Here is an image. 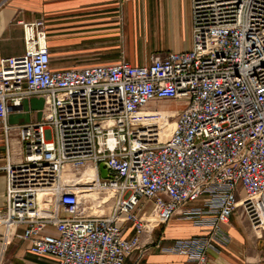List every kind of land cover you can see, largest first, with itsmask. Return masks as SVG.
<instances>
[{
  "label": "built area",
  "instance_id": "1",
  "mask_svg": "<svg viewBox=\"0 0 264 264\" xmlns=\"http://www.w3.org/2000/svg\"><path fill=\"white\" fill-rule=\"evenodd\" d=\"M191 20L190 50L143 66L68 69L50 66L44 19L21 22L24 53L0 57V131L7 143L16 130L22 155L0 166V226L23 225L15 237L30 242L31 254L123 264L142 234L178 218L203 233L163 250L209 264L235 209L264 230V0H191ZM31 96L43 98L41 118L9 125V105ZM179 99L185 106L168 137L140 143L137 113ZM103 161L109 178L100 176ZM88 166L93 174L78 177ZM87 192L107 194L109 212L98 213L105 202ZM128 222L134 232L125 237ZM47 226L57 234L42 233Z\"/></svg>",
  "mask_w": 264,
  "mask_h": 264
},
{
  "label": "crops",
  "instance_id": "2",
  "mask_svg": "<svg viewBox=\"0 0 264 264\" xmlns=\"http://www.w3.org/2000/svg\"><path fill=\"white\" fill-rule=\"evenodd\" d=\"M40 17L44 19L52 69L109 65L121 60L143 66L152 56L164 57L192 47L191 0H0V57L22 55L21 22ZM42 108V97L25 98L20 107L9 105L6 122L16 126L39 120ZM8 154L14 163L22 159L16 130L7 143L0 131V166ZM6 183L7 174L0 169V210L6 204ZM124 225V236L130 237L134 228L129 222ZM23 229L20 225L6 232L0 226V264H56L52 256L36 257L29 252L30 242L15 237ZM49 229L55 231L51 226ZM202 233L191 220L173 218L142 234L140 247L123 264H185L184 256L163 248ZM226 234V244L216 243L218 251L207 252L209 264H264V230L252 229L239 208L231 214Z\"/></svg>",
  "mask_w": 264,
  "mask_h": 264
},
{
  "label": "rangeland",
  "instance_id": "3",
  "mask_svg": "<svg viewBox=\"0 0 264 264\" xmlns=\"http://www.w3.org/2000/svg\"><path fill=\"white\" fill-rule=\"evenodd\" d=\"M184 104V99L174 100L172 104H168L166 101H159L140 110V112H138L135 116L134 120L137 123L135 124V126L137 127V129L135 130V135H137L138 141L144 144L148 142L157 143L164 141L170 133V124L175 117L174 115L179 111V109L171 110L170 107H178L181 109L185 106ZM81 174H84L83 170H81L77 174L78 177H80ZM88 196H93L92 198H94L95 203H98L100 200H103V202H105L102 203L99 208H97L99 209L98 213L107 214L109 212L110 206L112 204V199L106 197L107 194L102 193L96 195L95 193H92ZM87 202L89 201L87 200ZM42 233H50L52 235L57 234L55 231L50 230L49 226L45 230H43Z\"/></svg>",
  "mask_w": 264,
  "mask_h": 264
},
{
  "label": "water",
  "instance_id": "4",
  "mask_svg": "<svg viewBox=\"0 0 264 264\" xmlns=\"http://www.w3.org/2000/svg\"><path fill=\"white\" fill-rule=\"evenodd\" d=\"M99 172L100 176L102 178H109L110 176L108 175V165L106 162H100L99 163Z\"/></svg>",
  "mask_w": 264,
  "mask_h": 264
},
{
  "label": "bare ground",
  "instance_id": "5",
  "mask_svg": "<svg viewBox=\"0 0 264 264\" xmlns=\"http://www.w3.org/2000/svg\"><path fill=\"white\" fill-rule=\"evenodd\" d=\"M173 126V123L171 122L170 124V127L172 128ZM93 174V170L90 166H88L85 170H84V174L83 176H86V175H92ZM66 177L69 176L68 174L65 175ZM92 194V193H91ZM90 193H85V197L88 196V195H91Z\"/></svg>",
  "mask_w": 264,
  "mask_h": 264
}]
</instances>
